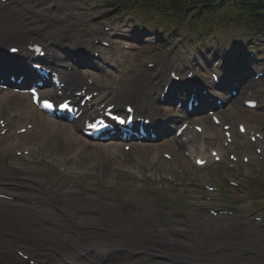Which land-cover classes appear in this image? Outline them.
<instances>
[{"label":"bare ground","instance_id":"bare-ground-1","mask_svg":"<svg viewBox=\"0 0 264 264\" xmlns=\"http://www.w3.org/2000/svg\"><path fill=\"white\" fill-rule=\"evenodd\" d=\"M23 16L25 14L19 6L11 2L5 6L0 4V42L16 41L25 45L29 40L38 39L47 44L49 49L54 48L49 38L54 40L59 33L58 28L51 30L49 27H32ZM4 59L2 54L1 60ZM17 59L21 60L15 62L20 66L19 69L25 68V57L20 55ZM141 78L134 81L133 87L142 85ZM135 99L140 100L138 97ZM5 106L10 110L5 107L4 111H14L18 107L12 101H7ZM146 106L150 108V103ZM237 106L238 102L233 99L226 107L225 122L231 121L229 116ZM246 129L249 127L246 126ZM208 130L205 129L207 133ZM188 153L191 155L193 151L189 148ZM23 158L24 156L21 159ZM25 171L29 172L20 163L10 165L0 160V191H6L12 196L11 200H0V243L3 245L0 249V264H25L11 253V248L15 245L32 249L33 258L41 259L46 264H111L108 260L116 254L126 257L125 263L142 264L148 256L150 258L157 254L158 250L153 248H165L158 241L165 239L163 235L167 233V229L160 222L157 211L145 198L140 202L141 210L122 212L118 206L104 199L96 201L92 195L77 198L73 188L65 187L61 194L68 205L57 206L46 201H37L35 204L28 201V204L23 201L22 195H34L37 180L26 182V175H23ZM33 213L37 216L59 217L62 224L67 223L71 230L63 231L65 241L54 238L53 234L49 236L35 233L38 220L31 217ZM54 228V224L44 223L45 230ZM189 228L194 239L190 245L200 247L199 251L209 242L214 245L223 242L224 236L217 233L215 226L195 227L189 224ZM147 264L155 263L149 261Z\"/></svg>","mask_w":264,"mask_h":264},{"label":"rangeland","instance_id":"rangeland-1","mask_svg":"<svg viewBox=\"0 0 264 264\" xmlns=\"http://www.w3.org/2000/svg\"><path fill=\"white\" fill-rule=\"evenodd\" d=\"M86 1H87V3H91L92 4V7L90 8V10H89V12L87 14L89 19H91V18H93L95 16L94 11L96 9V7H95L96 6L95 5L96 0H86ZM67 2L70 5L72 4V0H67ZM72 23L76 24L77 22L72 21ZM232 32L233 31H224V32L220 33L219 35L220 36H224L225 35L224 37H226V38L228 37L229 38V37H231V33ZM206 37L207 36L203 35L200 39L204 38V42H207L208 38H206ZM214 37L215 36H211L212 39H214ZM220 39H222V38H220ZM132 57H135L134 53H132ZM132 63L135 64L136 61H133ZM0 99L2 101L5 100L6 96H1ZM22 103H25V102H22ZM235 112H239V115H241L244 118H246L247 116L253 117V118L258 117L257 113H249L247 111H244V109H242L240 106H238V108L236 109ZM261 117L264 118V115L261 114ZM48 122L49 121L46 120L43 123V125L48 123ZM259 125L261 126L260 123H259ZM164 148H165V146H160V147H154L151 150V156L146 159L144 169H146L148 167L150 169L153 166H158L160 168L161 167L164 168L165 164L162 162L160 157L156 156L155 158H153L154 152H156L159 149H164ZM104 152H105V150H104ZM89 157L90 158H94L95 155H90ZM99 160L103 164V160L102 159H99ZM182 164L186 166L188 174H190L192 176V173H191L192 166H191V164H189V163L184 164V162H182ZM106 167H108L109 169H112L114 167L113 162L109 161V164ZM125 170H127V167L121 168V171L119 173H121L123 175V171H125ZM206 172H210V176L213 179H215V177H214L215 170H212L210 168V170H208V171L206 170ZM130 176H134V175L130 174ZM260 176L264 178L263 172L260 174ZM100 177L103 179V175H100ZM199 177H200V175H199ZM131 178L132 177H128L129 181H131ZM255 179L259 180L261 183L264 182L259 177H256ZM107 180L110 181V178H108ZM252 180H254V179H252ZM252 180L248 181V184H250V182ZM132 182H133L132 187H129L128 190L126 191V193H123L121 196H119L121 193H117L116 191H111L110 192L112 195H114V197L116 198V201H119V202L120 201H122V202L125 201V204H126L125 207L126 206L127 207H132V205H133L132 201L140 199V197L135 195V192H134V190L136 191V187L138 185V182H135L134 180H132ZM120 183L121 182H118L116 184H120ZM58 184H61V182L56 183V184L54 183L51 186V188L53 189ZM172 185L173 184L171 182H169L168 184H162V186H160L161 189H162L160 195L156 194V196H152V195L148 196L149 199H156V201L154 203L159 205L158 210L160 212H162V213L170 212L172 217H173L174 213L179 212V213H182V214L185 213L187 215V217L188 216H190V217L191 216H193V217L197 216L198 218L204 219L205 221H208V220H206L207 219L206 217H208V219H210L209 216H207L205 214H202L199 211H196V208L191 206V204H192V202L194 200H198V201L203 200V198L199 194L200 193L199 190L190 188V189H188V191H186L185 189H187V188H182V189L179 188L177 191H171ZM218 186H220V183L218 184ZM51 188H49L45 192H51L52 191ZM130 189H132V192H134V193H132L131 196H128V193H129ZM181 190H183V192H181ZM263 191H264V189H263ZM168 196L170 197L169 200L166 199ZM176 196H178L180 201H182L183 204H184L183 211L177 210L176 208L175 209H169V208H172V206H173L172 203L174 202V198ZM119 197H120V200H119ZM181 218L184 219L185 217L183 216ZM228 222L231 223L230 228L232 229V232L227 235L228 237H224L225 241H224L223 244H226L227 246L232 247L231 249H228V251H231V252H235V250L233 249L234 246L239 248L238 252L241 253V255L239 257V259L241 260L240 264H248L246 262V258H247V256H250V255L247 254V253H244V252H249V251L259 252V251H261V253H262V251H264V231L261 230L262 232L258 233L259 234L258 238H260V239L257 240L256 236L245 235L243 232L241 233V230L250 229L251 227L254 228V229H258L259 226H258L257 223L250 224V223H247L246 221H243V220H239L238 221V220L234 219V217L222 218V219H210V221H209L210 224H217L218 223L219 226H222V228H224L225 224L228 223ZM243 227H245V228H243ZM227 232L228 231H224V235ZM246 233H248V232H246ZM170 261H171V259L168 260V262H170Z\"/></svg>","mask_w":264,"mask_h":264}]
</instances>
